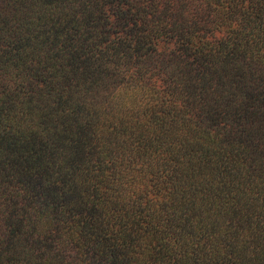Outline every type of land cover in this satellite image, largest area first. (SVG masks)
<instances>
[{
  "label": "trees",
  "instance_id": "obj_1",
  "mask_svg": "<svg viewBox=\"0 0 264 264\" xmlns=\"http://www.w3.org/2000/svg\"><path fill=\"white\" fill-rule=\"evenodd\" d=\"M0 264H264V0H0Z\"/></svg>",
  "mask_w": 264,
  "mask_h": 264
}]
</instances>
